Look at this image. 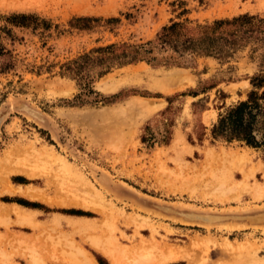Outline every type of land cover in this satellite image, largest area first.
<instances>
[{"label":"rangeland","instance_id":"1","mask_svg":"<svg viewBox=\"0 0 264 264\" xmlns=\"http://www.w3.org/2000/svg\"><path fill=\"white\" fill-rule=\"evenodd\" d=\"M11 14L47 27H12L3 21ZM243 14L264 18V0H0L12 62L0 73V264H29L32 248L56 264L49 257L67 253L65 242L96 264H111L101 247L115 248L120 264H156L171 248L181 255L167 264H264V221L241 219L264 216V147L210 136L218 115L253 90L250 80L264 77L250 47L223 60L153 51L149 62L94 76L84 94L60 69L99 47L153 42L172 22ZM79 17L100 21L70 28ZM30 150L58 156L69 173L53 162L34 176L16 172L29 169L17 163ZM8 183L36 198L7 193ZM15 207L34 227L18 223Z\"/></svg>","mask_w":264,"mask_h":264},{"label":"trees","instance_id":"2","mask_svg":"<svg viewBox=\"0 0 264 264\" xmlns=\"http://www.w3.org/2000/svg\"><path fill=\"white\" fill-rule=\"evenodd\" d=\"M3 21L15 28L46 29V23L35 15L11 14ZM97 18L79 17L68 22V26L78 31L90 30L98 24ZM116 19L106 20V25ZM8 33L5 27L0 29ZM250 47L252 57L256 53L258 66L264 75V18L239 15L231 19L216 20L209 25L188 27L184 23L172 22L160 28L153 42L144 45H108L91 50L76 59L60 66L61 74L72 77L81 87L82 93H89L90 83L94 76L101 77L112 67L133 64L140 61H151L147 58L153 52L169 51L177 59L185 55L227 59L239 49ZM0 73L12 68L11 58L1 44L0 38ZM251 90L244 101L228 107L218 115L210 130L213 139L237 141L247 147H264V131L258 127L264 117V77L257 76L250 80ZM261 133V134H260ZM260 135L257 140L256 136Z\"/></svg>","mask_w":264,"mask_h":264},{"label":"bare ground","instance_id":"3","mask_svg":"<svg viewBox=\"0 0 264 264\" xmlns=\"http://www.w3.org/2000/svg\"><path fill=\"white\" fill-rule=\"evenodd\" d=\"M177 139L173 142V147L176 146V143H177ZM24 154L25 157L23 158V160L21 162H18L17 164L18 165H25V163L29 166L28 170L26 171L24 168V170H20V166L18 168H16V172H21L22 174H25L27 176H34V175H37L38 173L36 172L37 170L36 169H39L44 167V164H47V162L51 163H56L58 168H59V171L61 170V172H64V173H69L68 171L70 170L69 167L67 166V163H64L63 161H61L59 159H57V157H53V156H45L44 154L46 153H40V152H37V151H34V150H30V151H27L25 152ZM50 154V153H49ZM55 156V155H54ZM45 157H47V159H53V161H47L45 159ZM53 157V158H51ZM27 158H30L32 161H27L26 159ZM48 159V160H49ZM70 175V174H69ZM6 192L9 193V194H21L25 197H28L30 199H35V195H33L32 193H26V192H22L20 190L19 187L13 185V184H7L6 186ZM83 199V198H82ZM82 199H80L81 201H83ZM89 199V198H88ZM87 199V200H88ZM79 200V201H80ZM85 200L86 202H89V203H94V200L93 198H90L88 201ZM84 202V204L81 203L80 206L84 207V208H88L87 206V203ZM86 203V204H85ZM162 211H165L167 213H173L172 211H169L167 208H163ZM14 212L17 216V220H18V223H21L23 225H27V226H30V227H34V224H33V219L31 218V214H25L24 210L20 207H15L14 208ZM184 217L188 218V219H191V220H201L203 223H212L214 222L215 220H217L215 218V216H209V217H195V216H192L191 214L190 215H185L184 214ZM239 217V216H238ZM243 217V216H242ZM221 218V217H220ZM241 218V217H240ZM219 219V218H218ZM241 219H244V220H247V221H264V216H261V214H258L256 216H249V217H243ZM225 220V218H224ZM211 225V224H210ZM93 244H95V247H99L100 243H98L97 241H93L92 242ZM65 247L67 246L68 248V252L64 253L63 251L61 252V256H56L55 254H52L49 259L51 261H53L54 263L56 264H96V262L93 260L92 257L90 256H87L86 253H84L80 248H78L77 246L73 245L72 243H68V242H65ZM67 244V245H66ZM197 245V241H193L192 242V246H196ZM99 249V252L101 254H103L105 257H107L111 264H120L119 263V254L117 253L116 249L115 248H111V247H101V248H98ZM169 249V248H168ZM144 250V249H142ZM28 251V256H27V261L29 264H47L45 259L37 252V250L35 248H32V249H29L27 250ZM180 252L178 251H174V249H170V250H167V253H161L160 256H159V259L157 261L156 264H167V263H170V262H173L175 261L178 257H179ZM47 257V256H46ZM192 263V262H191Z\"/></svg>","mask_w":264,"mask_h":264}]
</instances>
